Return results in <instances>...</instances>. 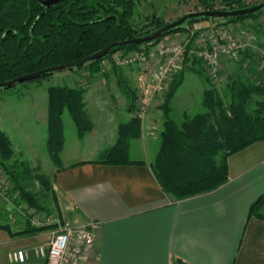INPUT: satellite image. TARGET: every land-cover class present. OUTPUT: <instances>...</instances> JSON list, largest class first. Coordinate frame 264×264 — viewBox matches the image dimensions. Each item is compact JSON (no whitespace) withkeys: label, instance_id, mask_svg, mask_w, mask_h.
I'll return each instance as SVG.
<instances>
[{"label":"trees","instance_id":"1","mask_svg":"<svg viewBox=\"0 0 264 264\" xmlns=\"http://www.w3.org/2000/svg\"><path fill=\"white\" fill-rule=\"evenodd\" d=\"M210 1L198 0L203 10L213 9ZM220 4L223 6L221 10L252 6L246 5L243 0H220ZM134 8V0H59L49 7H44L38 0H0V82L84 58L114 42L146 35L166 24L157 20L153 28L142 32L132 23ZM259 12L225 18L238 21L257 17ZM207 19L190 18L184 25L168 30L151 41L115 47L100 59L81 67H87L91 74L97 73L99 62L116 51L144 50L167 34L179 32L188 24ZM187 55L188 52L184 56ZM113 69L116 85L127 97V112L131 114L135 109L136 91L116 73V66ZM245 69L244 72H247ZM183 70L169 83L160 105L162 129L159 133V147L150 163L162 190L175 200L203 194L221 186L227 180V157L264 140V85L255 80L247 82L242 75L243 69L242 73L226 84L224 97L215 89L214 83L206 80L210 87L203 91L201 107L204 112L187 117L180 124L171 119L168 104L182 83L184 72H193L201 77L192 68ZM251 73L249 71L247 76H251ZM48 75L51 74L44 76ZM47 92L46 148L50 159L57 166V172L63 169L59 156L64 141L63 111L69 112L79 138L91 130V124L84 111V87L56 85L48 87ZM140 136V121L132 114L126 122L117 126L116 142L106 152L107 159L104 162L132 163L127 156L129 141ZM12 154L10 139L0 131V163ZM41 179L51 191L46 177L42 176ZM14 188L28 208L42 210L34 194L18 185H14ZM263 205L264 194L250 205L249 216L264 221L260 211ZM0 228L9 230L8 225L4 224H0ZM42 229L31 227L10 234L15 236ZM177 264L188 263L177 259Z\"/></svg>","mask_w":264,"mask_h":264},{"label":"crops","instance_id":"2","mask_svg":"<svg viewBox=\"0 0 264 264\" xmlns=\"http://www.w3.org/2000/svg\"><path fill=\"white\" fill-rule=\"evenodd\" d=\"M99 90L106 93L107 87L85 88V106L86 98ZM158 102L156 97L146 128L158 125L154 110ZM126 120L115 122L116 135L104 152L115 144L117 126ZM160 131L156 137L141 135L129 141L127 156L132 163L93 158L97 147L89 156L71 160L60 156L63 169L52 179L56 220L95 226L91 253L74 264H177V259L188 264H264V221L249 216L250 205L264 194V140L227 157V180L221 186L175 200L162 190L150 167ZM260 211L264 215V205ZM4 225L9 230L0 228V264H41L42 257L34 250L45 232L12 236L10 232L34 225L30 221L15 229ZM18 249L27 254L23 263L10 259Z\"/></svg>","mask_w":264,"mask_h":264},{"label":"rangeland","instance_id":"3","mask_svg":"<svg viewBox=\"0 0 264 264\" xmlns=\"http://www.w3.org/2000/svg\"><path fill=\"white\" fill-rule=\"evenodd\" d=\"M263 0H243L246 5H253ZM135 8L132 18L133 25L144 32L155 26V21L162 23L171 22L180 16L196 11H202L198 0H134ZM212 10H221L223 6L220 0H211ZM222 25L228 28L236 38L246 47L239 51L229 60L222 61V72L224 76L219 84H215L208 75L203 62L190 53L184 56L182 63L174 70L170 82L183 69L192 68L201 74V77L193 72H184L183 81L170 99L169 116L176 123L180 124L183 119L191 118L198 112H204L201 107L203 91L214 83L215 89L224 97L225 86L235 79L243 69V77L247 82L254 80V77L247 74L254 70L255 51L264 44V8L260 10L257 17H247L243 20L230 21L226 18H209L188 24L179 32H174L161 37L150 46H159L174 42H187L192 40L187 48L194 46L193 38L197 31L206 27ZM117 52V51H116ZM115 53L99 62V72L91 74L87 67H77L63 71L54 72L51 75L37 79L17 83L9 88L0 89V131L4 132L11 142L13 154L9 159L0 163V223H10L15 229L21 223L32 222L35 216H51L57 219L58 204L53 197L52 190L42 182L41 177L45 176L51 189L52 179L57 166L49 157L47 151V89L50 86L67 85L69 87L87 88L92 85H105L107 91L92 93L86 98L84 111L91 124V132L86 133L83 138L77 136L76 125L67 110L63 111V146L59 153L61 158L71 160L74 156L81 157L84 154L89 156L91 150L96 147L93 158L107 159L103 147L116 135L115 122L124 121L127 116L128 99L122 94L116 85V74L113 67H117L116 73L126 80L127 85L136 91L137 76L140 70L132 66L111 64ZM186 57V58H185ZM108 62V63H107ZM107 63L111 66L102 65ZM251 64V65H250ZM250 65V66H249ZM247 68V69H245ZM245 71L247 72H244ZM184 71V70H183ZM208 79V81H206ZM169 82V83H170ZM169 83L165 90L157 96L159 102L155 105L156 119L158 125L154 126L152 137H156L162 129V111L160 105L166 96ZM264 85V84H262ZM152 107V106H151ZM150 107V110H151ZM155 113V112H154ZM133 113H129V116ZM127 121V120H126ZM125 121V122H126ZM146 122V121H145ZM149 131L144 125L142 136H147ZM159 140H157V143ZM14 185L35 195L42 210L34 211L28 208L27 204L19 198V192ZM32 225H34L32 223ZM34 227H37L34 225ZM45 232L42 244L49 240V229L43 226ZM41 244V245H42ZM41 258V257H40ZM41 264H47L46 258L42 257Z\"/></svg>","mask_w":264,"mask_h":264},{"label":"built area","instance_id":"4","mask_svg":"<svg viewBox=\"0 0 264 264\" xmlns=\"http://www.w3.org/2000/svg\"><path fill=\"white\" fill-rule=\"evenodd\" d=\"M196 33V37L193 38L194 46L188 48V51L186 45L192 40L185 43L174 42L156 47L149 46L144 50L117 51L110 58L111 64L134 65L140 70L137 76V99L133 116L140 121L141 134L150 107L156 97L165 90L174 70L182 63L186 52L201 60L209 77L215 84H219L218 82H221L224 77L221 75L222 61L231 59L246 47L228 28L222 25L206 27ZM255 52L252 76L257 83L264 84V44ZM107 63L102 65V71L106 70V65L111 66ZM154 128V126H148V135L153 134ZM32 223L37 227H51L48 231L50 237L46 249L45 244H42L34 250L36 256L46 258L47 264H74L88 257L93 249L94 225L76 226L69 221L60 222L51 216H34ZM10 259L23 263L27 260V254L24 250L18 249L11 253Z\"/></svg>","mask_w":264,"mask_h":264},{"label":"water","instance_id":"5","mask_svg":"<svg viewBox=\"0 0 264 264\" xmlns=\"http://www.w3.org/2000/svg\"><path fill=\"white\" fill-rule=\"evenodd\" d=\"M44 7H49L53 4H55L57 1L59 0H38ZM262 8H264V0L249 6V7H245L242 9H235V10H202V11H196V12H190V13H186L182 16H180L179 18H177L176 20H173L171 22H168L166 24H164L163 26L159 27L158 29H155L154 31L140 36V37H135V38H131V39H127V40H123V41H118V42H114L106 47H104L103 49L90 54L84 58L75 60V61H70V62H66V63H62V64H58V65H54L51 67H47L44 69H41L39 71H35V72H31L25 75H21L19 77H16L14 79L8 80V81H2L0 82V89L1 88H9L14 86L17 83H21L24 81H28V80H33V79H37L40 78L46 74H52L54 72H58V71H63V70H67V69H74L77 67H81L82 65L93 61V60H97L100 59L101 57L105 56L111 49L115 48V47H121V46H126V45H131V44H142L148 41H151L155 38H157L158 36H160L161 34H163L164 32L171 30L175 27L184 25L186 23V21L190 18H195V17H202V18H215V17H234V16H238V15H244V14H249V13H255L259 10H261Z\"/></svg>","mask_w":264,"mask_h":264}]
</instances>
